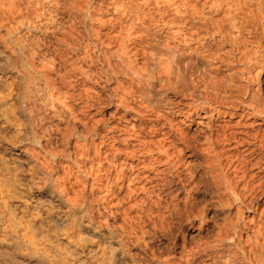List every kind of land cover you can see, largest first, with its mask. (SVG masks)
Instances as JSON below:
<instances>
[{"label": "bare ground", "instance_id": "6f19581e", "mask_svg": "<svg viewBox=\"0 0 264 264\" xmlns=\"http://www.w3.org/2000/svg\"><path fill=\"white\" fill-rule=\"evenodd\" d=\"M121 109L142 126L154 120L153 134L167 121L159 148L188 177L165 178L168 198L134 209L103 182L105 156L90 153ZM256 124L264 0H0V264H264ZM232 141L258 171L244 190L218 152Z\"/></svg>", "mask_w": 264, "mask_h": 264}, {"label": "rangeland", "instance_id": "374dc122", "mask_svg": "<svg viewBox=\"0 0 264 264\" xmlns=\"http://www.w3.org/2000/svg\"><path fill=\"white\" fill-rule=\"evenodd\" d=\"M97 89V90H96ZM82 90V89H81ZM84 90V89H83ZM95 91H96V94H95ZM99 91V93L101 94V97H106V95H104L102 92H100V88H97V87H95V90H94V92H93V94L94 95H100V94H97V92ZM83 92V91H82ZM89 93H90V91H89ZM84 94H85V97H86V92H84V93H82V94H80L79 96H77V101H79V102H77L79 105H81L82 106V104H81V101L83 102H85L86 101V99H87V97H86V99L85 98H82V97H84ZM91 94V97L90 96H88V98H92V93H90ZM82 95V96H81ZM81 98L82 100H79L78 98ZM95 96H93V98H94ZM88 100V99H87ZM89 100H92V99H89ZM93 101V100H92ZM91 101V102H92ZM134 108H135V110H139V106H138V104H134ZM136 108H138V109H136ZM114 109V108H113ZM113 109H112V111H113ZM89 110H91V112H92V115L95 113V110L94 109H89ZM125 111H124V109H123V111H122V109L120 110V113H119V116H120V118H119V116L117 115H115V116H113L109 121L110 122H106L107 124H106V126H105V124L104 125H102L101 124V127H100V134L102 135V136H104V137H106V138H104V137H100V138H96V143L94 144V145H96L97 143H98V141H99V139H100V141H99V143L100 142H102V144L100 143H98V145H100V146H98V145H96L95 147H94V145H93V147H94V149H93V147H91L92 148V150H93V152L91 151V148H90V153H92L91 155H94L93 156V158H95V156L97 157V156H99L100 155V157H99V159L101 160V157H102V155L103 156H105L104 158L108 161V159H109V161L107 162L104 158H102L103 160H101V163H102V165H103V163H104V165L103 166H106V167H103V169L107 172V174H104V173H106L105 171L102 173V176H103V174L106 176V175H108V176H103V182H105L106 183V181H111L110 182V187L111 188H113V192H114V194H116L115 196H117L118 198H120L121 200L122 199H125V200H122V202H121V200L120 199H118V200H120V202H121V204H123V206H125V208L126 209H129L130 207H132L133 209H134V207L136 208V206L138 205V203L141 205L142 203H145L146 204V202L148 201L149 202V199L151 198V199H154V200H156L157 198H158V195H161V197H163L164 199H166V198H168V194H166V196H165V194L164 193H161L160 192V190H159V188H162V186H161V183H163L162 181H164L165 180V178H166V181L168 180V181H170V180H172V179H174L176 176L175 175H178V174H180L181 175V177L182 178H180V180L181 181H185L186 182V180L185 179H187L188 177H186V176H184L185 175V169L186 168H184V166L182 165V163L180 164V165H178L177 164V162H176V160H174V162L178 165V166H176L177 167V169L175 168V165H174V162H173V157L172 156H169L168 157V154L166 153L167 152V150H165V148H163V149H161L162 147H165L166 145H167V143H168V139H167V137H165V131H167L168 129V125H167V121H165V120H163V119H161L156 125H157V133H151V131H149V128H146V126H152L153 125V123H154V120H149L147 123H145V125L144 126H142V124L140 123V120L138 119V116L136 115V112H134L133 111V113L132 114H127V113H125ZM94 115H96V114H94ZM143 115V114H142ZM125 116H127V117H125ZM145 117H147V118H145V119H148V117L149 116H147V115H144ZM118 117V118H117ZM132 117H134V118H132ZM144 118V117H143ZM154 118V117H153ZM124 119V120H123ZM129 119V120H128ZM144 119V120H145ZM132 122V123H131ZM166 122V123H165ZM112 123V124H111ZM123 123V124H122ZM130 123V124H129ZM149 123V124H148ZM132 124H133V127H131L132 126ZM135 124V125H134ZM165 124V125H164ZM112 127H111V126ZM131 125V126H130ZM243 125V124H242ZM103 126V127H102ZM135 126V127H134ZM118 127V128H117ZM120 127V128H119ZM140 127V128H139ZM259 127V129L258 130H260V128H261V126L260 125H254V129H250V127L248 128V130L247 131H253V130H257L256 128H258ZM135 128V129H134ZM145 128V129H144ZM155 128V129H156ZM243 130V129H246V127L244 128L243 126L242 127H238V129L237 130H241V129ZM263 128H264V126L261 128V130H263ZM105 129V130H104ZM130 129V130H129ZM134 129V130H133ZM142 129V130H141ZM108 130V131H107ZM133 132H132V131ZM131 133H130V132ZM146 131H148V133L146 132ZM108 132V133H107ZM121 132V133H120ZM124 132V133H123ZM150 132V133H149ZM237 132V131H236ZM238 133H240V132H238ZM237 133V134H238ZM104 134V135H103ZM106 134V135H105ZM113 134V135H112ZM241 134V133H240ZM239 134V135H240ZM111 135V136H110ZM127 135V136H126ZM242 135V134H241ZM113 136V137H112ZM122 137H124V138H122ZM127 137V138H126ZM104 140H103V139ZM116 138V139H115ZM122 138V139H121ZM112 139H113V142H112ZM118 139H120V140H118ZM141 139V140H140ZM172 139V138H171ZM126 141V142H125ZM141 141V142H140ZM153 141V142H152ZM156 141V142H155ZM160 141V142H159ZM170 141V140H169ZM105 142H107V143H105ZM111 142V143H110ZM121 142V143H120ZM109 143V144H108ZM127 143V144H126ZM135 145H134V144ZM144 143H145V145H144ZM157 143V144H156ZM163 143V144H162ZM116 144V145H115ZM130 144V145H129ZM147 144V145H146ZM161 144V145H160ZM225 144V143H224ZM223 144V145H224ZM232 144V146L229 148V145H231ZM103 145V146H102ZM144 145V146H143ZM160 145V146H159ZM113 146H114V148H113ZM224 146H226L225 147V150H223L222 148H220V149H218L219 151V153L220 154H222V160L224 161V168H225V166H226V170H225V172L228 174V175H230V182L232 183H234V185L236 184V187H237V185H238V188L239 189H242V190H244V189H246V187H247V185L248 184H250V183H253V182H255L256 180H257V178H256V175H255V173H257L258 171L254 168V169H252L251 168V165L249 164V163H246V162H249L248 160L247 161H245V164H247V165H245L244 164V161L243 160H245V159H242L243 157H239L240 156V150H242V148H239L240 150L238 151L235 147H233L234 146V142L232 141V142H230L229 144L226 142V144L224 145ZM98 147H100L99 148V150L98 151H96V149L95 148H97L98 149ZM103 147V148H102ZM137 147V148H136ZM159 147H161V148H159ZM120 148H121V150H120ZM167 148V147H166ZM101 149V150H100ZM123 149V150H122ZM127 149H128V151H127ZM131 149V150H130ZM137 149V150H136ZM168 149V148H167ZM105 150V151H104ZM114 150H115V152H114ZM118 150V151H117ZM133 150V151H132ZM147 151V153H146V151ZM150 150V152H148ZM223 150V151H222ZM244 150V149H243ZM242 150V151H243ZM121 151V152H120ZM126 151V152H125ZM228 151V153H226ZM230 151V152H229ZM236 153H235V152ZM96 152H98V153H96V154H99V155H95V153ZM100 152V153H99ZM107 152H111V153H107ZM119 152V153H118ZM124 152V153H123ZM130 152H132V153H134V154H132V153H130ZM224 152H225V154H224ZM237 152H238V155H237ZM94 153V154H93ZM102 154V155H101ZM104 154H107V156L106 155H104ZM125 154H127V155H125ZM230 156H229V155ZM121 155H122V157H121ZM238 157H237V156ZM245 155H248V154H245ZM113 156H117V157H113ZM125 156V157H124ZM228 156V157H227ZM236 156V157H235ZM134 157V158H133ZM226 157V158H225ZM232 157V158H231ZM108 158V159H107ZM112 158V159H111ZM117 158V159H116ZM170 158H172V160H170ZM224 158H225V160H224ZM229 158V159H228ZM236 158V159H235ZM240 158V159H239ZM169 161H167V160ZM239 159V160H238ZM113 162H112V161ZM231 160V161H230ZM242 160V161H241ZM102 161H104V162H102ZM121 161H123V162H121ZM227 161L228 162H230V164L228 163V165H227ZM237 161H239V162H237ZM243 163L242 165H243V167H242V165H241V168L239 167L240 166V164H241V162ZM108 164H107V163ZM111 162H112V164H111ZM117 162V163H116ZM126 162V163H125ZM110 163V164H109ZM113 163H115L118 167H116ZM120 163V164H119ZM124 163V164H123ZM171 163V164H170ZM106 164V165H105ZM130 164V165H129ZM121 165H122V168L120 169V167H121ZM171 165L173 166V167H171ZM245 165V166H244ZM116 168H115V167ZM120 166V167H119ZM124 166V167H123ZM183 166V167H182ZM233 166H235V167H233ZM248 167V169L246 168V170L244 169L245 167ZM250 166V167H249ZM112 167H113V169H112ZM128 168V169H126V168ZM171 168H173V169H171ZM232 168H234L235 170H233ZM239 168V169H238ZM243 168V169H242ZM252 170H251V169ZM115 169H118V171L120 170L121 172L120 173H123V174H121V175H123V177H121L117 182H118V184L114 181V180H117V175H115V173H113V172H117V170H115ZM230 169V170H229ZM170 170H172V171H170ZM237 170H239V171H237ZM241 170V171H240ZM170 171V172H169ZM180 171V172H179ZM234 171H236V172H234ZM246 171V172H245ZM179 172V173H178ZM244 172H245V175H246V177H244V179L242 178V175L244 174ZM173 173V174H172ZM235 175H234V174ZM233 174V175H232ZM253 175V176H251L250 178H249V176L250 175ZM125 175V176H124ZM236 175H241L239 178H237V176ZM115 176H116V178H115ZM233 176H236V177H233ZM111 178V179H110ZM242 178V179H241ZM105 179H107V180H105ZM128 179V180H127ZM131 180V183L129 182L130 180ZM149 179V180H148ZM235 179V180H234ZM237 179V180H236ZM241 179V180H240ZM246 179H249V180H246ZM112 180L114 181L113 183H112ZM120 180H121V183H120ZM126 180H127V182L129 183H127L126 182ZM134 180H135V182H134ZM232 180H234V181H232ZM254 180V181H253ZM176 182H178V181H176ZM176 182L173 184H171L169 187H170V189L172 190V192L173 191H175V189L178 187V188H180V189H182L181 188V186H179V184H177L176 185ZM184 182V183H185ZM250 182V183H249ZM127 183V184H126ZM133 183V184H132ZM179 183V182H178ZM245 183H248V184H245ZM117 184V185H116ZM132 184V185H131ZM187 184V183H186ZM185 184V185H186ZM128 188H127V187ZM174 186V187H173ZM177 186V187H176ZM187 186H188V184H187ZM186 186V189H191V187L189 188V187H187ZM244 186V188H242ZM102 187V188H101ZM104 187H106L105 185L103 186L102 184H100V190L98 189V188H95L96 190V192H101V191H103L102 193H99V196H98V193H96L95 195H96V197L97 198H101V197H104V196H101L103 193H105L106 195H107V193L106 192H104V190H105V188ZM135 189H134V188ZM143 187L144 188H146V189H143ZM125 188H127L126 190H125ZM134 190H133V189ZM172 188H174V189H172ZM177 188V189H178ZM102 189V190H101ZM129 189H131L132 191H129ZM179 189V190H180ZM99 190V191H98ZM125 190V191H124ZM147 190V191H146ZM149 190V191H148ZM184 189H182V190H180L179 191V195L182 197L186 192H184L183 191ZM193 190V189H192ZM134 191V192H133ZM187 191V190H186ZM132 192V193H131ZM136 192V193H135ZM182 192H183V194H182ZM132 195H131V194ZM145 193V194H144ZM156 193H157V196H156ZM178 193V192H177ZM101 194V195H100ZM105 194H103V195H105ZM109 194V193H108ZM146 194H149V195H146ZM150 194H152V196L150 195ZM164 194V195H163ZM110 195V197H111V193L109 194ZM108 195V196H109ZM124 196V198H123V196ZM136 195V196H135ZM143 195V196H142ZM112 196H114V195H112ZM115 196H114V198H115ZM122 196V197H121ZM147 196L149 197V198H147ZM156 196V197H155ZM117 197L114 199L113 197L112 198H109V199H111L112 201H113V207L116 205V204H114V202L115 203H117L118 202V200H117ZM197 197H199V196H197ZM127 198H128V200H127ZM142 198H143V200H142ZM145 198V199H144ZM137 199V200H136ZM141 199V201H139ZM135 200V201H134ZM124 201V202H123ZM137 202V203H136ZM147 202V203H148ZM133 203V204H132ZM128 206V207H127ZM264 210V209H263ZM251 215V213H247V215ZM263 215V216H262ZM261 215V217H263L264 218V212H263V214ZM259 219H260V217H258ZM258 218H256V220H255V222L257 221H259L258 220ZM256 222V223H257Z\"/></svg>", "mask_w": 264, "mask_h": 264}]
</instances>
